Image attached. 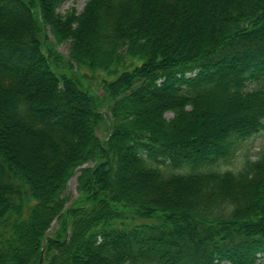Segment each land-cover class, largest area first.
<instances>
[{"label":"trees","instance_id":"1","mask_svg":"<svg viewBox=\"0 0 264 264\" xmlns=\"http://www.w3.org/2000/svg\"><path fill=\"white\" fill-rule=\"evenodd\" d=\"M64 2L0 0V264H264V147L223 168L264 130V0Z\"/></svg>","mask_w":264,"mask_h":264},{"label":"rangeland","instance_id":"2","mask_svg":"<svg viewBox=\"0 0 264 264\" xmlns=\"http://www.w3.org/2000/svg\"><path fill=\"white\" fill-rule=\"evenodd\" d=\"M87 0H65V2L61 5L60 7V11L62 13H65L68 10L74 9L77 12H80L83 10V8L86 5ZM50 33L48 34V36L50 37ZM52 41H54V38L51 36ZM58 49L65 55H68L69 53V43L65 42V43H60L58 45ZM76 69H74L75 71ZM75 73V72H74ZM83 79V78H82ZM89 84V85H88ZM84 86H89L91 87V89L96 92V93H101L103 94V89L102 87L97 84L96 80H91V81H86L84 80ZM227 102L220 100L219 104H216L217 106H215V112H217L218 114H222L224 112H228V109H226V107H228ZM171 113H168L167 116H171ZM1 120V124L3 125V130L5 131V133H7L8 135H13V128H15L12 124L10 119L8 118V116L0 118ZM106 128L104 127V125H101L98 129V134L99 137H104L106 134ZM6 136V135H5ZM15 137V135H13ZM6 138L8 139V137L6 136ZM264 147V130L261 131L260 133L254 135L252 138L248 139L243 146H241L238 149V152L236 153V155L234 156V158L232 159V161H230L229 163H225L223 164V168H230V169H234V170H238L241 167V162L243 161V158L245 156H249L251 158H255L258 154V152ZM68 191L72 197L71 201L68 203L70 204L72 201H74L76 198H78V196L80 195L81 197V193H79L77 191V175L73 176L69 183H68ZM53 228L57 226L56 221L53 222L52 224ZM53 230L50 229L48 231L49 234H52L54 232H52Z\"/></svg>","mask_w":264,"mask_h":264}]
</instances>
